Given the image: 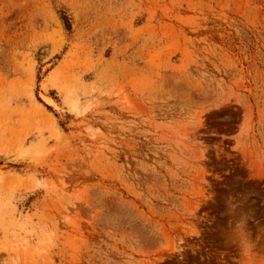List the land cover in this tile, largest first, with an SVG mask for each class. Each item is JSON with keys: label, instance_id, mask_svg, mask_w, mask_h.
<instances>
[{"label": "rangeland", "instance_id": "rangeland-1", "mask_svg": "<svg viewBox=\"0 0 264 264\" xmlns=\"http://www.w3.org/2000/svg\"><path fill=\"white\" fill-rule=\"evenodd\" d=\"M0 264H264V0H0Z\"/></svg>", "mask_w": 264, "mask_h": 264}, {"label": "bare ground", "instance_id": "bare-ground-1", "mask_svg": "<svg viewBox=\"0 0 264 264\" xmlns=\"http://www.w3.org/2000/svg\"><path fill=\"white\" fill-rule=\"evenodd\" d=\"M49 103V102H48ZM51 103V102H50Z\"/></svg>", "mask_w": 264, "mask_h": 264}]
</instances>
